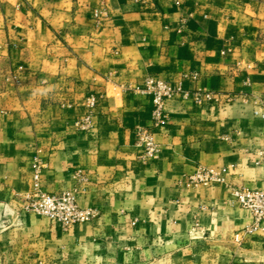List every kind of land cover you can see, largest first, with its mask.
I'll return each mask as SVG.
<instances>
[{"label":"crops","instance_id":"1","mask_svg":"<svg viewBox=\"0 0 264 264\" xmlns=\"http://www.w3.org/2000/svg\"><path fill=\"white\" fill-rule=\"evenodd\" d=\"M147 78L174 91L159 122ZM262 97L264 0H0V264H264V231L233 241L252 218L229 189H264ZM35 161L98 216L26 213ZM198 167L226 185L185 187Z\"/></svg>","mask_w":264,"mask_h":264},{"label":"built area","instance_id":"2","mask_svg":"<svg viewBox=\"0 0 264 264\" xmlns=\"http://www.w3.org/2000/svg\"><path fill=\"white\" fill-rule=\"evenodd\" d=\"M98 18L99 14L95 13ZM141 93L151 96L153 102V119L159 122L161 110L165 100L173 95V90L168 83L154 78H147L143 87L139 89ZM179 91V89L177 90ZM176 91V92H177ZM187 97V94H183ZM203 98L212 101L209 94L202 97L199 94L194 96L196 104H201ZM90 108L96 105V99L88 100ZM259 110L261 119L264 121V97L259 99ZM87 121V120H86ZM223 140L229 141V135H222ZM136 146L141 150L140 159L147 161L157 156L159 149L155 144L152 135L141 130L136 136ZM254 166L264 165V147L261 148L253 160ZM42 165L35 161L31 166V185L29 191L23 198V210L28 214H33L50 221L61 231H67L74 226L91 222L98 216L94 208H80L77 204L76 190H62L59 193H49L42 188L41 172ZM226 169L217 172L198 167L191 175L186 177L184 185L187 188L212 187L214 185H226ZM231 203L248 211L252 222L234 234L233 241L241 245L245 240L258 231H264V189H249L243 186H230Z\"/></svg>","mask_w":264,"mask_h":264},{"label":"rangeland","instance_id":"3","mask_svg":"<svg viewBox=\"0 0 264 264\" xmlns=\"http://www.w3.org/2000/svg\"><path fill=\"white\" fill-rule=\"evenodd\" d=\"M39 217V216H38Z\"/></svg>","mask_w":264,"mask_h":264}]
</instances>
